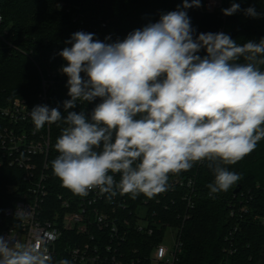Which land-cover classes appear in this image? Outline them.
<instances>
[{"label":"clouds","instance_id":"clouds-1","mask_svg":"<svg viewBox=\"0 0 264 264\" xmlns=\"http://www.w3.org/2000/svg\"><path fill=\"white\" fill-rule=\"evenodd\" d=\"M200 6L201 0H182V9L161 14L122 41H100L83 31L65 41L70 46L58 55L68 78L67 115L36 105L30 117L36 131L61 120L66 125L51 167L75 195L98 190L109 198L152 197L168 190L170 176L204 161L214 175L210 196L242 178L226 166L264 139V38L238 44L223 32L194 35L186 10ZM240 10L233 2L221 11L231 16ZM243 11L260 16L254 6ZM97 98L90 118L83 110L68 111ZM29 215L18 207L15 219ZM0 264H53V258L44 238L21 243L10 233L0 236Z\"/></svg>","mask_w":264,"mask_h":264},{"label":"trees","instance_id":"trees-1","mask_svg":"<svg viewBox=\"0 0 264 264\" xmlns=\"http://www.w3.org/2000/svg\"><path fill=\"white\" fill-rule=\"evenodd\" d=\"M233 2L239 3L241 10L223 19L221 10ZM250 6L260 16L245 15L243 10ZM178 7L182 9V0H0L4 18L0 38V107L17 98L30 102L37 99L42 91L41 76L47 77L52 69L65 64L58 53L78 29L94 33L95 39L100 32L123 40L128 33L157 22L161 14ZM222 9L210 14H201L197 8L187 9L194 35L223 29L238 44L264 38V0H223ZM205 54L204 50L199 53L202 57ZM67 79L57 82L49 95L50 108H58L62 116L67 115L63 102L70 99ZM59 98L61 103L57 104ZM65 126L61 120L52 128L55 143ZM226 167L242 178L227 192L214 197L207 187L214 180L208 162L197 163L188 171L196 177L197 196L192 208L182 206L179 210L176 225L181 229L182 251L178 264H264V139L253 152ZM24 176L22 170L7 164L0 167V217L14 200L9 188L27 192ZM238 187L240 191L234 194ZM63 188L49 186L47 201L55 202ZM143 198L148 197H136L138 201Z\"/></svg>","mask_w":264,"mask_h":264},{"label":"built area","instance_id":"built-area-1","mask_svg":"<svg viewBox=\"0 0 264 264\" xmlns=\"http://www.w3.org/2000/svg\"><path fill=\"white\" fill-rule=\"evenodd\" d=\"M222 6L223 0H205L199 8L213 13ZM3 23L0 12V38ZM78 31L82 28L75 32ZM105 37L111 38L109 42L121 40L96 34L100 41ZM60 69H52L47 77L41 76L42 91L35 101L17 98L0 107V167L7 164L22 170L23 182L29 186L27 192L9 188L14 200L0 217V236L7 238L12 233L21 243H35L44 238L53 264L62 259L71 264H178L182 251L181 229L176 225L179 210L182 206L192 208L197 196L196 177L188 171L170 176V187L159 198L138 201L119 193L109 198L98 190L81 197L65 187L55 202L47 201L49 186L64 187L51 167L58 155L53 148L52 128L59 122L45 124L36 131L30 111L36 105L50 108L51 89L67 77ZM56 103H61V98ZM98 103L99 98L87 104L77 103L71 110L77 113L83 110L89 117ZM115 179L119 181V175ZM18 207L30 211L29 217L16 220Z\"/></svg>","mask_w":264,"mask_h":264},{"label":"rangeland","instance_id":"rangeland-1","mask_svg":"<svg viewBox=\"0 0 264 264\" xmlns=\"http://www.w3.org/2000/svg\"><path fill=\"white\" fill-rule=\"evenodd\" d=\"M205 0H201V3H204ZM197 11L201 14H210L209 12L207 11H201L200 8H197Z\"/></svg>","mask_w":264,"mask_h":264},{"label":"water","instance_id":"water-1","mask_svg":"<svg viewBox=\"0 0 264 264\" xmlns=\"http://www.w3.org/2000/svg\"><path fill=\"white\" fill-rule=\"evenodd\" d=\"M240 191V187H238L235 191L234 194H237Z\"/></svg>","mask_w":264,"mask_h":264}]
</instances>
